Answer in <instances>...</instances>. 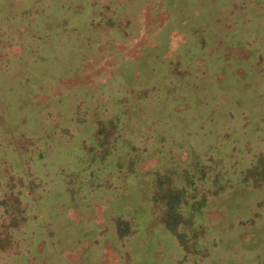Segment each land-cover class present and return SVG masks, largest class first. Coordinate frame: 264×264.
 Masks as SVG:
<instances>
[{
	"label": "rangeland",
	"instance_id": "rangeland-1",
	"mask_svg": "<svg viewBox=\"0 0 264 264\" xmlns=\"http://www.w3.org/2000/svg\"><path fill=\"white\" fill-rule=\"evenodd\" d=\"M209 147L248 181L190 187ZM262 153L264 0H0V264H264ZM100 155L127 185L62 204Z\"/></svg>",
	"mask_w": 264,
	"mask_h": 264
},
{
	"label": "trees",
	"instance_id": "trees-1",
	"mask_svg": "<svg viewBox=\"0 0 264 264\" xmlns=\"http://www.w3.org/2000/svg\"><path fill=\"white\" fill-rule=\"evenodd\" d=\"M157 106V105H156ZM155 107V106H154ZM192 121V120H191ZM201 137H206V136H202L201 135ZM225 138H226V140H225V142H224V145L222 146H219L220 148H218V152H224V150L227 148L228 149V146L229 145H231L232 143H233V141L230 139V137H229V135L228 136H225ZM199 142V141H198ZM203 142V141H202ZM121 147V146H120ZM151 148V147H150ZM147 149L148 150V152H149V157L150 156H153V154H156L157 152H155V150H152V149ZM121 148H119V147H117V149H116V153H117V157H119L120 155H125V153H120L119 152V150H120ZM215 149H217V148H215V147H209V149H208V151H206L205 153H203L202 154V156L199 158V155H198V157H196L197 159H196V161H193V169L192 170H188L187 171V173H185V179L186 180H188V184L190 185V187L193 185V184H195L196 185V183L194 182V178H195V176H196V174H198V176H199V180H208V176H210V177H212L211 178V180H212V182H214V184H216L217 182H219V181H225L226 179H228L227 177L225 178V177H220V176H223V175H225L226 173H228V171L229 170H233L238 176H239V178L240 177H242V176H240V173L243 171V169H242V167L240 166V164H238L237 166H231V167H228V168H223V169H221V171H218L217 170V167H218V163L221 165L220 166V168H222V166H224V165H227V159H226V157H222V159H220L219 160V157H217L218 156V154H217V151L215 150ZM236 149V148H235ZM107 150V149H106ZM150 150V151H149ZM231 150V149H230ZM101 151L102 152H104V154H105V149L103 150H100V153H101ZM234 152V151H233ZM126 154H128V152H126ZM105 156H107V154H105ZM233 156V155H232ZM117 157L115 158V159H117ZM101 158H102V160H104L103 158H105L104 156H101L100 155V157H99V159L97 160V161H95V163L94 162H92V163H90V164H92V165H84V164H82V165H80V169L78 168L77 170H74V169H69V168H72L71 167V165H69L68 167L67 166H64V164H62V165H60V167H58V168H60V172L59 171H57L56 170V168L55 169H50V170H56V172H54V174H53V176L51 177V179L53 180V182H54V184L56 183L54 180H55V177L57 176V175H59L60 174V179H61V181H63L64 183H69V184H71L72 186H71V188H68V191H66L65 189H64V187L62 188V189H64L63 191H65V194L67 195V196H62L61 198L63 199V197H64V199H63V201H61V203L63 204L65 201H66V199H68L69 201H70V199H72V202H73V200L75 199V193L77 194V192L79 193V200L77 201V203L78 202H80V203H83L84 201H86V196L88 197V195L90 194V193H94V192H96V189H100L99 187H101L102 186V184H108V186L109 187H107V188H111V189H115V187H114V183L116 182V181H118L119 179L121 180V181H123V184H124V186H126L127 184H126V178H124V176H125V172H123L122 173V170H121V173H120V175L118 176V175H114V173L112 172V170L113 169H115V167H117V165H119V164H112V162H110V163H104V164H102V166H100L98 163H99V161L101 160ZM129 158V157H128ZM256 159H254V161H256V162H258L259 164H260V166L261 167H263L264 166V153H262V156H261V158L260 157H255ZM260 158V159H259ZM253 159V158H252ZM130 160V159H129ZM131 161V160H130ZM138 161H140V160H136L135 162H138ZM218 162V163H217ZM94 163V164H93ZM120 166V165H119ZM256 166V165H255ZM105 167H107V173H109L110 172V175H113L112 176V180L110 181L109 179L107 180V179H105V180H103L104 178H109L108 176H103V175H101L102 173H103V171H104V168ZM129 167H131L130 169V173L133 171V170H135L136 171V164H134L133 163V161H131V164H129ZM235 167V168H234ZM237 167V168H236ZM242 169V170H241ZM247 170H248V168L246 169V171L245 172H247ZM114 171V170H113ZM249 171V170H248ZM245 172H242L243 174H241V175H243V179H241V181H248V179H249V177H245L246 176V174H245ZM67 173H74V174H76V175H78L77 177V181H76V177H73V179L72 178H70L68 181H65V179H62V177L65 175V174H67ZM261 173V172H260ZM83 174V177H81V175ZM187 175V176H186ZM117 177H119V179L117 178ZM121 177V178H120ZM257 179V178H256ZM258 183H260L259 184V186L260 185H262V187H264V183H262V182H260V181H258ZM121 185V183L119 184V186ZM257 185H255V187H256ZM258 187V186H257ZM90 188H92V190H89L88 191V189H90ZM180 188V187H179ZM94 189V190H93ZM76 190V191H75ZM126 190V189H125ZM171 190H174V189H171ZM185 189L184 188H180L178 191H184ZM79 191H81V192H79ZM85 191H87L86 193H85ZM104 191V193H105V191H108V190H98L97 191V193L96 194H99V193H102ZM186 191V190H185ZM95 194V193H94ZM107 194V193H106ZM189 195H191L190 193H188V196ZM68 196H70V197H68ZM98 196H100V195H98ZM170 193L169 192H167L166 194H165V196L164 195H162L161 197H158V199H157V201L159 200V198L160 199H169L170 198ZM67 197V198H66ZM95 197H97V196H95ZM195 196H192L191 198H190V202L189 201H187L185 204H186V211L187 212H189V216H193V215H195V214H199L201 211H202V209H204V207L206 206V204H205V200L204 199H201V200H196L195 198H194ZM70 198V199H69ZM102 197H100V198H94V199H92L94 202H96V201H98V200H100V202H103V203H105L106 204V206H108L109 207V209L110 210H112V209H116V205H115V200L114 199H116V197L114 198L113 196L111 197V199H110V197H108L109 199H108V201H104V200H102L101 199ZM114 200V201H113ZM153 200H155V198H153ZM156 201V200H155ZM114 207V208H113ZM113 211V210H112ZM111 211V212H112ZM184 214V212H183V210H182V207H181V204L179 203V201H176L175 202V215L177 216V222H178V220L179 219H181V216H183L184 218H186L185 217V215H183ZM258 217H259V214L257 215V213H252L251 215H247L246 216V218H248V221H245V222H251V221H254V220H256V219H258ZM245 218V219H246ZM185 221H187L186 219H184ZM237 220H239V218L237 219ZM241 220V219H240ZM240 220L239 221H237L238 223H240ZM189 221V220H188ZM117 223H119V225H118V229L119 230H121L122 231V233H123V236L122 237H126V236H128V237H130L133 233H129V231H128V229H130V230H132V228L134 227V223L132 222V225H130V223H129V221H127V219L125 220L123 217L122 218H118L117 219V221H116ZM192 222H189L188 224H191ZM167 225V227H165V229H166V231H168V233L170 234V235H172V236H179V237H185L184 235L185 234H183L182 233V231L180 232V231H175L176 229L175 228H177V226H175L174 227V225H173V223H166ZM248 224V223H247ZM183 227V226H182ZM241 228V231L242 230H244V229H242V227H240ZM179 230H182L181 228L179 229ZM120 232V231H119ZM178 233V234H177ZM125 234V235H124ZM23 240V239H22ZM30 241H32V240H30ZM177 241V240H176ZM19 246H22V243H19L18 244ZM181 262V261H180ZM175 264H177V263H175Z\"/></svg>",
	"mask_w": 264,
	"mask_h": 264
}]
</instances>
